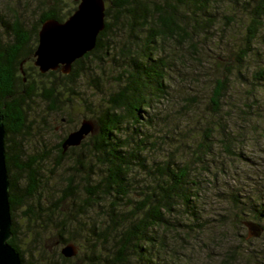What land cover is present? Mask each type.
Masks as SVG:
<instances>
[{
  "label": "trees",
  "instance_id": "1",
  "mask_svg": "<svg viewBox=\"0 0 264 264\" xmlns=\"http://www.w3.org/2000/svg\"><path fill=\"white\" fill-rule=\"evenodd\" d=\"M69 1L28 29L0 5L14 21L0 10L9 243L22 264H250L244 221L264 228V163L249 157L264 151V0H105L96 48L70 74H42L39 31L66 21ZM109 67L117 90L103 94ZM76 104L93 106L83 120L96 132L48 147L46 115L68 119Z\"/></svg>",
  "mask_w": 264,
  "mask_h": 264
},
{
  "label": "water",
  "instance_id": "2",
  "mask_svg": "<svg viewBox=\"0 0 264 264\" xmlns=\"http://www.w3.org/2000/svg\"><path fill=\"white\" fill-rule=\"evenodd\" d=\"M74 1L79 2L78 8L66 21L48 19L42 24L34 62L42 74L58 70L70 74L73 64L96 48L98 36L105 29V0ZM95 132V123L84 119L77 130L68 134L63 148L66 150L71 146H79L88 135ZM9 190L6 129L0 111V264H22L20 253L9 243L13 237ZM244 225L248 238L258 239L264 232V228L257 222L247 220ZM78 250L75 244L70 243L61 252L65 257L72 258L78 254Z\"/></svg>",
  "mask_w": 264,
  "mask_h": 264
},
{
  "label": "rangeland",
  "instance_id": "3",
  "mask_svg": "<svg viewBox=\"0 0 264 264\" xmlns=\"http://www.w3.org/2000/svg\"><path fill=\"white\" fill-rule=\"evenodd\" d=\"M1 1V6L3 5H6V7L8 6L9 8H11V10H13L15 13H17L18 17L22 20L24 26L28 29V28H31L34 23H35V20L36 18L38 17V14L41 12V10L45 7H47V5L49 4H52L54 3L55 0H0ZM67 1L68 3H70L69 0H65ZM64 2V1H63ZM1 10V13L5 16V18L10 21V22H14L13 19L11 18L12 16V13L8 11V9L6 8H3L0 9ZM1 26V25H0ZM6 33V32H5ZM7 34V33H6ZM7 38V41L10 40V36L7 35L6 36ZM109 62V61H108ZM109 65V63H108ZM205 68H207L205 66ZM110 67L109 69H107V84L105 85L104 89H103V94H108L112 91H115L117 90V83L115 82L114 78L112 77V74L110 72ZM189 78V77H188ZM85 79V78H84ZM84 82V80L82 81ZM81 85V88L82 90L80 91L81 93H84L86 87L88 88V92H92V89L93 88H89L87 86V82L86 84H80ZM208 88V87H206ZM99 91H97L96 93H98ZM203 95H205V89L203 90ZM261 99V97H260ZM93 106L91 105H87L86 107H80L79 105L77 106V104L75 105V108L70 111V113L68 114V119H65V117H58L57 115L55 116H52V115H46L47 117V122L49 124H51V122L55 125V131L52 132V133H48L45 135V138L43 141L46 142V144H48V147H53L55 146L58 141L63 137L65 136L66 134L68 133H71L73 132V128H74V124H81L82 120H83V114H85L87 111H89V109H92ZM261 146L264 148V142L261 144ZM264 150V149H263ZM87 154L88 151H87ZM250 154V153H249ZM250 158H253L257 161H262L264 163V151L263 152H256L254 153L252 151V153L249 155ZM261 172H264V169L261 170ZM261 172H258L257 174L259 176H255V178L257 179H260L261 177L260 176H263L261 174ZM251 176H253L251 174ZM81 181V180H79ZM228 182V181H226ZM81 185H84L83 183H81ZM230 186L234 185L233 183H229ZM93 187V186H92ZM84 188H82V191H83ZM213 195H214V192H211V198L209 200V205H210V211L211 212H215V211H220L222 210L221 208L223 207L220 202L215 198L213 199ZM21 224L23 225V222H21ZM243 234L247 235L246 239H250L248 238V231L247 229H245L243 231ZM237 239H233V241H236ZM52 242L50 241L49 242V245H52L51 244ZM63 246H60L59 249L61 250ZM244 248H247V249H250L251 250V253H252V261L250 262V264H264V257L261 258L262 262L261 261H258V263H255L257 261V258L258 255H262L264 256V236L258 238L257 240H255V242L249 246H245ZM49 249H52V246L49 247ZM214 264H220L218 262H215L213 261ZM80 264V262H79Z\"/></svg>",
  "mask_w": 264,
  "mask_h": 264
}]
</instances>
